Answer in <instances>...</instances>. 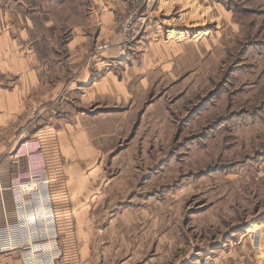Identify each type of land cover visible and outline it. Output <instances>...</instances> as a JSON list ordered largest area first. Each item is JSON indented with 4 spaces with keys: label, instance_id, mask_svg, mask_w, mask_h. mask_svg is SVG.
I'll return each mask as SVG.
<instances>
[{
    "label": "rangeland",
    "instance_id": "obj_1",
    "mask_svg": "<svg viewBox=\"0 0 264 264\" xmlns=\"http://www.w3.org/2000/svg\"><path fill=\"white\" fill-rule=\"evenodd\" d=\"M52 1L57 25H68L62 31L66 39L72 26L88 22L93 9L98 19L104 4L117 9L113 36L88 51L97 56L93 64L113 54L108 60H114L118 85L128 90L126 102L97 101L85 108L87 128L100 148L99 172L86 176L102 193L92 207L89 245H99L96 233L109 224L112 211L115 217V211L148 215L142 232L159 214L166 226L157 236L174 233L178 241L170 253L173 262L201 252L221 255L223 264H264V253H253L247 235L248 229H264V0H175L174 9L162 0ZM188 27L190 35L183 32ZM174 29L182 31L183 40H168ZM97 44L112 48L94 53ZM75 64L69 84L81 74ZM87 91L64 94V107L55 105V128L60 110H69L72 118L82 111L74 104L80 105ZM32 143L42 153L40 142ZM67 179L59 175L55 182ZM59 191L58 197L67 196L63 206L53 203L56 217H63L62 258L76 264L77 247L85 243L75 235L71 195ZM16 256L4 264H20ZM93 257L91 252L86 259Z\"/></svg>",
    "mask_w": 264,
    "mask_h": 264
},
{
    "label": "crops",
    "instance_id": "obj_2",
    "mask_svg": "<svg viewBox=\"0 0 264 264\" xmlns=\"http://www.w3.org/2000/svg\"><path fill=\"white\" fill-rule=\"evenodd\" d=\"M12 1L0 0V206L3 202L12 205L14 183L30 172L32 158L31 155L22 154V147L38 141L42 145L45 162L48 161L50 165L47 179L51 180L55 205L60 207L67 203L65 194L57 196L59 190H66L71 195L72 208L69 213L75 220V235L85 243L77 247L76 258H79V262L76 264H196L202 258L201 252L184 260H170L171 250L178 241L175 242L174 233L157 236L166 226L165 219L160 224L159 216L162 215L159 214L147 231L142 232L139 228L145 225L147 218L150 219L148 215L115 211V217L112 211L109 224L99 230V235L96 233L100 238L99 245H89L94 223L92 207L96 203L100 204L102 193L86 176L99 172L95 161L100 148L96 147L87 128L85 108L97 101L122 103L128 98V90L126 86L118 85L113 72L114 60H108L113 58V54L108 57L104 55L102 63L93 64L97 56L89 57L88 51L103 37L108 39L113 36L111 29L116 5L111 2L104 4L103 17L99 19L97 10L93 9L94 15L88 18V22L72 26L69 39H66L62 31H66L68 25H57L53 17L55 9L52 0L35 5L34 0H16L18 2L14 1L15 4L11 5ZM162 4L174 9L175 0H162ZM181 19L180 14L179 21ZM165 23L172 24L169 21ZM189 25L192 26V23ZM188 28V31L183 32L190 35L193 27ZM181 33L176 29L170 31L168 40L181 41L184 38ZM71 62L80 65L81 74L69 84ZM100 72L103 75L98 76ZM82 87L89 91L84 95L81 106L74 104V107L82 109L80 113L84 115L77 112L72 118L66 114L69 110H60V127L55 128V105L64 107V96ZM143 91L146 92L142 90L141 93ZM66 105L70 107V104ZM65 174L69 180L63 184L55 182L59 175ZM118 207L117 211L120 210ZM161 210L164 212L163 208ZM62 218L61 214L57 215L61 241ZM168 245L169 250L166 252ZM91 252L94 254L93 261H88L86 257ZM13 254L22 264L17 253H0V264H4L6 257ZM188 258H191L190 262ZM66 263L64 256L58 264Z\"/></svg>",
    "mask_w": 264,
    "mask_h": 264
},
{
    "label": "built area",
    "instance_id": "obj_3",
    "mask_svg": "<svg viewBox=\"0 0 264 264\" xmlns=\"http://www.w3.org/2000/svg\"><path fill=\"white\" fill-rule=\"evenodd\" d=\"M111 48L109 44H97L93 52ZM123 48L119 47L120 53ZM22 149L23 155H31V169L14 183L12 205L3 202L0 206V253H17L22 264H58L63 250L43 153L38 152L37 143L25 144ZM248 230L253 253L262 257L264 229ZM196 264H223V260L219 254L206 255Z\"/></svg>",
    "mask_w": 264,
    "mask_h": 264
}]
</instances>
